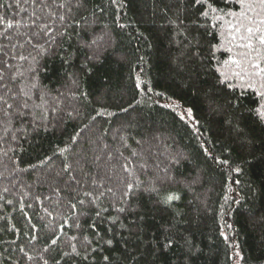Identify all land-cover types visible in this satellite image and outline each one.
Here are the masks:
<instances>
[{
  "label": "trees",
  "instance_id": "16d2710c",
  "mask_svg": "<svg viewBox=\"0 0 264 264\" xmlns=\"http://www.w3.org/2000/svg\"><path fill=\"white\" fill-rule=\"evenodd\" d=\"M60 2L0 0V62L12 66L0 81V264H264V125L248 111L259 97L225 64L238 51H228L229 18L206 21L178 0ZM40 24L52 31L39 34ZM133 178L136 214L119 220L143 215L139 241L119 224L107 231ZM105 187L115 196L101 198L108 211L93 220L77 200ZM173 192L178 200L159 202ZM164 229L176 241L168 249ZM97 232L113 244L93 243L83 260L79 238ZM69 243L81 257L61 259Z\"/></svg>",
  "mask_w": 264,
  "mask_h": 264
},
{
  "label": "snow or ice",
  "instance_id": "6c2138e0",
  "mask_svg": "<svg viewBox=\"0 0 264 264\" xmlns=\"http://www.w3.org/2000/svg\"><path fill=\"white\" fill-rule=\"evenodd\" d=\"M52 2L55 4L56 0H52ZM79 2L82 3V0H79ZM111 2L113 4H116L117 0H111ZM178 2L181 5H184V7L182 9H178V11L187 12L189 7L196 8L199 15L203 16L206 21L211 19L221 20L225 17L229 18L226 21L228 31L225 36V39L229 44L228 51L232 52L233 48L237 49L238 51L230 55L225 61V64H230L232 66L231 76L236 78L240 82L241 87L252 89L255 92V95L259 97V106L255 109L249 108L248 111L254 112L258 117V122L261 125H264V0H224L226 8L228 6V3L231 2L232 4L239 7V12L233 11L231 9L225 11L223 8L215 6L217 4V0H178ZM33 3H36V0H33ZM45 7H47V5H45ZM65 7V2L61 0V2L58 4V8ZM68 10L71 11V8L69 7ZM55 14L56 13H50V15ZM59 19L63 21L65 20V16L59 15ZM38 20L39 16H37V21ZM0 23H3V17H0ZM33 23H35V21ZM6 27L10 29L13 27V24L11 22H8ZM121 27L123 26L121 25ZM39 28V34L44 36H47L52 31V29L47 24H40ZM210 47L214 49L216 45H210ZM13 59H16V57H13ZM19 59L26 60L27 57L20 56ZM11 67V64L6 61L0 62V81H3L5 79V74ZM223 75L225 79H228V73H223ZM8 76L12 80L16 78L15 73H8ZM223 82L224 81H221V83ZM3 86L7 87V85ZM139 86L140 85L137 84V87ZM229 87H232V85H229ZM20 93L23 95H27V93L23 89L20 90ZM0 100H4V97L0 96ZM5 103L7 102L5 101ZM21 107H27V104L25 103ZM10 108H12V105H7V108L5 109V115L8 114L7 110ZM188 112L190 114L191 109H189ZM93 119H95V117H93ZM239 133L240 130L237 129V134L239 135ZM72 139L75 140L76 137H73ZM60 151L63 152L66 151V149H61ZM217 162L225 165L229 164V161L227 159L217 160ZM173 163L179 165V158H173ZM64 168L65 170H69L70 165L65 164ZM123 169L126 173H128L129 177L133 176V173L129 171L127 165H124ZM232 171L239 172L240 169L237 167L233 168ZM101 187L104 186L101 185ZM139 188L140 182L135 178L126 179L123 182V188L120 192V198L119 200L115 201L116 204L120 205L119 207H116V212L118 215L112 219V227L107 229L108 232H112L115 226L119 224L121 228H125L126 230H128L129 239L135 238L136 241H139L141 239V233L144 230L142 227L144 220L142 214L139 216L140 224H124L119 220V214H136V210L132 209L130 205L131 201L139 196V192L137 191V189ZM145 190L149 192H156L158 196L160 195L159 189L155 186L147 188ZM106 194L113 197L115 196V193L113 192V189L111 187H105L104 192H85L84 199H78L77 203L81 208L87 209V213L89 214V217L91 219L100 220L103 217L104 213L108 211V209L99 207L98 202ZM179 198V195L173 192L164 196H160L159 202L164 205H169L172 201L178 200ZM77 203L71 204V208L76 209ZM93 212L94 216H91L90 214ZM81 214L83 215L84 213ZM78 220L79 218L77 217L76 221H74L75 225L83 233L84 230L79 224ZM64 224L67 225L68 221L65 220ZM88 227L95 229L97 225L95 223H92L89 224ZM172 227L174 228L175 225H173ZM62 229L63 225L61 226V230ZM169 231L170 229H164L165 235L164 243L162 245L163 249H168L176 243L175 239L167 234ZM95 235L99 236L98 241L90 240L87 234H84L79 238L81 248L84 251V255L82 257L80 250H78L77 248V245L75 243H69L68 246L70 247V251H63L61 254V259L68 258L70 260H74L75 257H81L83 260H87V253L89 251H95V249L92 248L93 243H103L109 246L113 244V239H105V237L103 235H100V233L98 232L95 233ZM221 235H223V233H221ZM32 239H36V237L33 236ZM57 239H52L50 243L52 245H56ZM72 239L76 240L77 237H72ZM225 239H227V237H225ZM128 242V240L124 241L126 246ZM184 242L189 246L190 249L191 242L186 237L184 239ZM156 243L157 249H154V251L158 250L159 248V243ZM21 251H23V249H21ZM45 251L47 252L49 251V249L46 248ZM28 259H32V257L29 256ZM41 259H43V264H49L48 259H44L43 257H41ZM103 260L105 262H108L109 257L104 256ZM54 264H60V261L56 260Z\"/></svg>",
  "mask_w": 264,
  "mask_h": 264
}]
</instances>
